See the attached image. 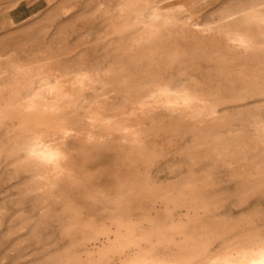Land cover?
Here are the masks:
<instances>
[{
  "label": "rangeland",
  "instance_id": "obj_1",
  "mask_svg": "<svg viewBox=\"0 0 264 264\" xmlns=\"http://www.w3.org/2000/svg\"><path fill=\"white\" fill-rule=\"evenodd\" d=\"M187 1H58L0 31V264L180 261L124 231L181 221L206 243L182 264L264 246V33L245 21L264 0ZM167 89L201 102L153 103Z\"/></svg>",
  "mask_w": 264,
  "mask_h": 264
},
{
  "label": "bare ground",
  "instance_id": "obj_2",
  "mask_svg": "<svg viewBox=\"0 0 264 264\" xmlns=\"http://www.w3.org/2000/svg\"><path fill=\"white\" fill-rule=\"evenodd\" d=\"M243 17H244V15H243ZM241 19H242V17H241ZM245 21L247 23L253 24V25H255V27L259 28L260 33H261V30H262V33H264V11L259 10V9L249 10L245 14ZM235 23H234V25H235ZM230 29L231 30H229V31L226 29L228 31L226 34L228 41L231 42L234 46H237V47L242 48L244 50L248 49L250 44H249L248 34L244 31L245 29L241 30L238 27L235 29L234 28H230ZM246 30H248V29H246ZM248 31H251V29ZM253 34H254V32H253ZM228 47H230V46L228 45ZM79 80L80 79H76V81H79ZM198 97L188 93L185 90H182V91H171L168 89L167 90H159V91H157V93L153 97V103H155V104L162 103L168 107H176V108H181L182 110H190L191 111V110H194L195 108H197V105L201 102V100L199 99L201 97H199V98ZM140 105L143 106V104H140ZM201 108L202 107H200V109ZM204 110L205 109H203V111ZM198 114H200V113H198ZM36 153L40 158H42L44 160H52L55 156L54 152L52 150H50V148L47 146V144L45 142H41L38 144V148L36 149ZM178 194L183 195L184 193L181 192ZM191 208L194 210V212L196 211L195 212L197 214L196 217H198V213H199L198 211L205 209L202 205H197V204L192 205ZM200 216L201 215L199 214V217ZM199 217H198V219H200ZM185 225L186 224L181 221V222H178L176 224H172L171 226H168V227H163L161 229L158 228V229H156V231H154L153 233H150V234H148V233H136L133 228L128 227L124 231V234L126 237L125 238L126 241H128V243H132V244H137L138 242L144 241V240L152 241L153 238H155V240L153 242L154 245H157V244L170 245L171 243L173 244V242H174V244H176V247H179V249L183 253L181 256L179 255L180 256L179 259L181 261V260H184L186 258H189L192 256H197L198 254L202 253L205 250L204 247L206 244L205 239H203L202 237L199 238V237L187 235L184 232L185 231V229H184ZM203 225H206V224L204 223ZM174 234L179 235V240L177 241V243L173 239ZM121 237H122V235L118 231L115 238H114V242L120 243L122 240ZM250 246H248V247H250ZM254 246L256 247L255 244H254ZM153 249H154L153 247H150L148 250L152 251ZM245 249H246V247H245ZM176 250H178V248ZM176 256H178V255H176ZM169 259H172V258H168L167 262H164L163 260H159L158 264H182V263H180L179 260L171 261ZM177 259H178V257H177ZM211 261H210V264H261V262H264V246H261L260 248H249L246 250L238 248V250H236L235 252H232L229 255L223 256L221 258H217V259L213 260L212 262Z\"/></svg>",
  "mask_w": 264,
  "mask_h": 264
},
{
  "label": "crops",
  "instance_id": "obj_3",
  "mask_svg": "<svg viewBox=\"0 0 264 264\" xmlns=\"http://www.w3.org/2000/svg\"><path fill=\"white\" fill-rule=\"evenodd\" d=\"M58 1L61 8L70 3V0H0V31L11 23H19L32 18L39 11L55 3L58 4ZM190 1L189 6L186 2L177 5L178 8H184L188 16L194 15L202 8L203 2L207 5L210 0H188L187 2Z\"/></svg>",
  "mask_w": 264,
  "mask_h": 264
},
{
  "label": "snow or ice",
  "instance_id": "obj_4",
  "mask_svg": "<svg viewBox=\"0 0 264 264\" xmlns=\"http://www.w3.org/2000/svg\"><path fill=\"white\" fill-rule=\"evenodd\" d=\"M261 264H264V262H261Z\"/></svg>",
  "mask_w": 264,
  "mask_h": 264
}]
</instances>
